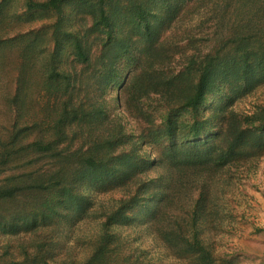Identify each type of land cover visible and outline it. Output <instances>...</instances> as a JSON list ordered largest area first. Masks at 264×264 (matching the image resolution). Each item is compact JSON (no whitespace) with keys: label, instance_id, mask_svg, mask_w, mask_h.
Returning <instances> with one entry per match:
<instances>
[{"label":"rangeland","instance_id":"1","mask_svg":"<svg viewBox=\"0 0 264 264\" xmlns=\"http://www.w3.org/2000/svg\"><path fill=\"white\" fill-rule=\"evenodd\" d=\"M260 9L0 0V264H264Z\"/></svg>","mask_w":264,"mask_h":264},{"label":"trees","instance_id":"2","mask_svg":"<svg viewBox=\"0 0 264 264\" xmlns=\"http://www.w3.org/2000/svg\"><path fill=\"white\" fill-rule=\"evenodd\" d=\"M52 1H53V0H52ZM262 2L264 3V0H262ZM230 5H231V3H230V1H229V3H228V7H230ZM248 7H249V2L245 1V2H243V3L241 4L239 10L241 11V10H244V9H246V8H248ZM257 11H258V12H261V11H264V9H260V10H257ZM237 16H238V20H241V16H239L238 14H237ZM239 23H240V22H237V25H239ZM240 26H242V27L244 28V31H243V33H242L241 35H239V36L241 37V40H242L243 42H246V44H244V46H248L249 43L251 42V39L248 37V34L251 32V30H249V32H247V29L250 28V24H245V25H240ZM256 35H257V36H260V37L262 38V40H264V29L261 28V30H259V31L255 30V36H256ZM228 37H232V36H228ZM260 46H264V45H263V41L260 42ZM82 48H83V47H81V51H82ZM231 51H232V52H235L237 58H239V56H238V54H237V52H236L235 49H230V50H229V53H230V54H231ZM254 51H255V54H254L255 58H256V59H261L262 55L259 54L260 51H256L255 49H254ZM80 54H81V56H84V57H85V55H86V58H87V54H86V53H85V55H84V54H82V53L80 52ZM263 56H264V52H263ZM205 89H206V84H205V83H202L201 86H200V88H199V90H198V92H197V94H196V96L191 100L190 103H191V104H194V103L198 102L199 99L202 97V95H203ZM246 116H247V117L250 116V118H252L253 121L256 120L258 126H264V112H254L253 114H249V115H246ZM230 130H231L230 127L227 128V130L223 133V136H225V134H226L228 131H230ZM13 193H14V190L11 188L10 185H9V186H8V185H3V183L0 182V200L3 199V198H6V197H10V196H12ZM12 264H24V263H23V262H18V261H17V262H13Z\"/></svg>","mask_w":264,"mask_h":264}]
</instances>
